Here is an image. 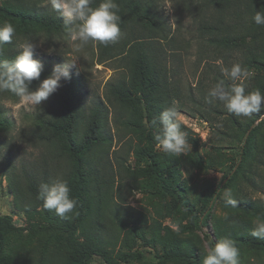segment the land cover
Instances as JSON below:
<instances>
[{
	"label": "rangeland",
	"instance_id": "1",
	"mask_svg": "<svg viewBox=\"0 0 264 264\" xmlns=\"http://www.w3.org/2000/svg\"><path fill=\"white\" fill-rule=\"evenodd\" d=\"M255 1H259L257 4L262 8L263 0ZM247 2L160 1L159 10L175 38V45L172 46L174 52L169 57L173 67L172 78L181 96L175 102L183 117V125L189 130L188 141L192 145L191 151L180 157L164 154L156 147L153 132L149 131L145 117L140 118L139 129L133 126H121L118 129L114 125V111L113 108H107L109 102L104 97V90L106 83L120 77L123 69L115 60L99 64L97 43L89 42L79 53H75V44L68 37L69 31L49 38L43 30L38 34L33 33L35 30L30 16L24 20H14L0 15V21L7 20L15 26L19 37L0 48L1 59H14L21 51L19 44L24 38L32 39L35 45L34 58L51 69L55 64L79 56L70 71L80 82L79 103L84 110V120H87L96 97L106 106L105 129L114 138L97 153V159L94 160L99 163H94L93 168L86 163L84 165V213L88 229L95 231L94 234L108 243L105 245L111 252L143 251L144 256L140 260L122 264H182L175 261L161 262L159 257L165 253L191 250L197 253V264H202L206 249L219 239L228 237L226 233L235 227H232V221L243 233L249 234L252 221L258 217L257 208L246 211L231 209L224 207L222 201L223 192L228 189H231L234 198L243 203L264 201V124L255 134L247 162L234 180L220 192L207 225H197L211 194L238 163L241 146L252 129L248 125L258 114L236 117L220 101L207 103V92L223 79L220 71L222 66L231 67L232 64L241 63L253 73L244 82L246 91L259 88L264 94V26L256 25L251 31L250 19L253 14L249 13V8L255 4ZM8 3L16 7V12L23 14H29L30 9L32 11L35 8L43 12L54 11L50 0H0V6ZM164 5L170 6L172 10L169 11ZM208 23H220L226 29L223 34L230 35L232 40L229 43L216 42L214 39L219 38L220 32L216 34L204 29ZM41 40L45 41L41 43ZM49 48L53 49L51 53L47 52ZM66 82L62 79L60 87L37 108L24 105L11 93L0 94V215H13L18 225L29 227L40 223L45 213L42 205L29 212H16L20 211L16 202H23L22 196L25 189L27 191V186L25 189L24 185L19 186L24 174L38 171L37 175L41 177L42 172L46 171L44 174L51 182L57 177L65 179L70 169H74L73 163L70 165L58 157L57 152L35 136L45 128L39 125V120L53 118V106ZM226 83L230 84L231 81ZM263 118L264 114L252 126ZM82 129L83 126L80 131ZM129 143L132 148L128 155ZM119 156L124 158V165H119ZM108 158L112 160V175L107 177L102 172L103 165L107 167L108 174L111 170ZM154 159L157 160V171L152 172ZM75 179L73 171L67 180L73 198ZM106 179L109 181L106 182L107 186L113 187L114 201L110 199L108 203L107 198H104L102 211L93 214L95 223L92 225L93 221L89 218L98 208L95 209V201L89 204L91 196H96L95 188L102 186ZM109 216L115 221L109 220ZM134 220L136 223L131 224ZM79 234L82 235L81 232ZM111 238H116V244H111ZM44 242L43 235L32 237L27 230L22 234L9 235L0 264H37V256L44 251ZM235 244L240 252V264H264V240L249 235L245 241ZM47 246L48 253L56 254L60 262L70 264L73 256L58 240H52ZM88 264L104 262L94 256Z\"/></svg>",
	"mask_w": 264,
	"mask_h": 264
},
{
	"label": "trees",
	"instance_id": "2",
	"mask_svg": "<svg viewBox=\"0 0 264 264\" xmlns=\"http://www.w3.org/2000/svg\"><path fill=\"white\" fill-rule=\"evenodd\" d=\"M161 0H116L119 5L120 28L122 36L115 44L107 46L97 43V62L99 64L110 60L119 62L120 68L123 69L120 77L111 79L106 83L104 97L109 102L107 108H113L114 125L119 129L121 126H133L136 129L141 128L140 118L145 117L148 122L149 131L153 132L151 121L157 117L163 109L172 105V102L180 100V92L177 84L172 78L171 70L173 67L170 64V54L173 51L175 38L173 31L168 27L167 22L159 10ZM262 1V0H260ZM99 0H94L93 6ZM259 1L248 0L247 4L254 3L255 6L249 8V13L252 15L255 11H264V0L262 8L258 6ZM16 7L11 3L5 6H0V15H4L14 20H24L27 16L33 23L34 34L40 33L43 30L49 38L53 36H61L63 33L70 31L71 26L64 22L63 17L55 11H40L35 8L29 14L16 12ZM256 24L250 19V29H254ZM209 32H220V36L214 39L219 44L229 43L232 38L228 34H223L226 30L220 23L205 24L204 29ZM252 33V32H251ZM253 35H255L253 33ZM211 41L213 39L211 38ZM173 43L172 45H169ZM13 58H9L11 60ZM0 60H2L0 58ZM52 72L51 68L43 65L40 80L49 76ZM39 84V81L32 82L34 90ZM264 85V84H263ZM260 84V86H263ZM79 79L75 78L71 73V79L67 80L63 89L57 96L55 105L53 106V118L40 119L39 125L45 126L42 133H36L35 136L46 146L57 152L58 157L63 158L68 164H74V169L64 176L68 180L74 171L77 179L73 182L74 197L77 200V206L73 213H70L67 218L57 216L54 211H49L43 208L42 201L37 199L38 187L41 182H48V177L42 172V176L37 175L38 171H32L30 174H24L23 182L20 187L27 186L25 189L23 202L17 201L16 205L20 211L29 212L34 210L38 205H42L44 209L43 221L40 223L31 224L29 227L18 225V222L11 214L0 215V263L5 255V242L9 235L22 234L26 230L29 236L43 235L45 242L43 244V252L37 256V264H65L60 262L55 257L56 254L47 252V245L52 240H58L65 250L73 256L70 258V264H88L94 256L103 260L104 264H122L124 262L136 261L143 258L144 253L141 250L111 252L110 249L102 241L101 237L94 234L95 231H90L87 227V219L84 213L85 208V185L86 179L82 177V171L85 163L88 167H94V163H99L97 153L106 145L113 141V135L109 134L105 129L106 113L104 103L96 97L90 107L87 120H84V110L81 109L79 103ZM13 95V94H12ZM264 110L257 114L248 128H252L250 133L245 137L244 143L239 152V161L235 168L229 174L224 176L223 182L211 194V199L206 205L203 213L197 220V225L203 227L207 225L208 219L214 209L216 200L225 185L229 184L237 176L241 167L247 162L249 153L252 149L255 134L264 124V118L257 125L252 126L256 120L262 117ZM83 129L80 131V128ZM182 129L189 132L188 128L182 125ZM132 144H128L127 153L129 155ZM87 156L86 158H84ZM91 156V157H90ZM106 159V158H105ZM124 158L119 156V165H124ZM157 160L151 166V171H157ZM106 162V160H102ZM107 163L111 166L108 174L107 167L103 165L102 175H112V160L107 159ZM107 176V177H108ZM227 182L224 183V181ZM106 179L102 186L95 188V195L91 196V202H96L95 209L91 214L90 220L92 225L95 223L94 213L102 211L104 198H107L108 203L113 197V187L107 183ZM105 189V190H104ZM98 192V193H97ZM17 199V197H16ZM222 205L231 209L248 210L257 208L256 214L258 217L264 218V201L257 203H243L237 200L236 208L226 205L222 201ZM90 212L88 213V215ZM109 220L115 221L109 216ZM119 222L122 223L120 219ZM136 220L131 224H135ZM232 227L226 235L234 240L235 243L245 241L249 234L243 233L234 221ZM97 225V224H96ZM99 225V224H98ZM83 230V231H82ZM82 233V235L79 234ZM116 238H111V244H116ZM215 240H213V243ZM50 255V256H49ZM161 262L175 261L182 264H197L198 256L193 250L188 252H170L159 257ZM33 262V261H32Z\"/></svg>",
	"mask_w": 264,
	"mask_h": 264
},
{
	"label": "clouds",
	"instance_id": "3",
	"mask_svg": "<svg viewBox=\"0 0 264 264\" xmlns=\"http://www.w3.org/2000/svg\"><path fill=\"white\" fill-rule=\"evenodd\" d=\"M50 4L63 17L64 22L71 26L68 37L75 44V53H79L89 42L107 46L117 43L122 36L120 9L116 0H99L95 6L94 0H50ZM164 6L169 11L172 10L170 6ZM252 20L256 25L264 26V11H255ZM14 38L19 39L15 26L10 21H0V48L11 44ZM45 40H41V43ZM34 47L32 39L24 38L19 44L21 51L14 59L0 60V94L11 93L24 105L37 108L60 87L62 79H71L70 69L75 66L79 56L71 61L55 64L51 74L40 80L43 63L34 58ZM52 51L51 48L47 49L48 53ZM220 71L223 79L207 92V103L220 101L236 117H251L264 109V94L261 90L257 88L246 91L244 82L253 75L246 66L235 63L231 67L222 66ZM34 80L39 81L35 90L31 87ZM182 125L183 117L175 101L151 121L156 147L164 154L180 157L191 151L192 145ZM70 193L68 181L57 177L51 182L39 184L37 199L42 201L44 209L54 211L61 218H67L77 206V200ZM223 198L226 205L238 207L231 189L223 192ZM252 225L249 235L264 240V218L257 217ZM176 230H179L178 227ZM239 257L240 252L234 240L224 237L206 249L202 264H240Z\"/></svg>",
	"mask_w": 264,
	"mask_h": 264
},
{
	"label": "built area",
	"instance_id": "4",
	"mask_svg": "<svg viewBox=\"0 0 264 264\" xmlns=\"http://www.w3.org/2000/svg\"><path fill=\"white\" fill-rule=\"evenodd\" d=\"M14 219L16 220V218L14 217Z\"/></svg>",
	"mask_w": 264,
	"mask_h": 264
}]
</instances>
